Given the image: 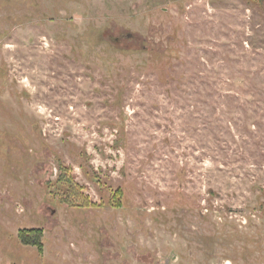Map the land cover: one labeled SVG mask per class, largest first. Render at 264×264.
Returning <instances> with one entry per match:
<instances>
[{
  "label": "rangeland",
  "instance_id": "rangeland-1",
  "mask_svg": "<svg viewBox=\"0 0 264 264\" xmlns=\"http://www.w3.org/2000/svg\"><path fill=\"white\" fill-rule=\"evenodd\" d=\"M0 264H264V0H0Z\"/></svg>",
  "mask_w": 264,
  "mask_h": 264
},
{
  "label": "trees",
  "instance_id": "trees-1",
  "mask_svg": "<svg viewBox=\"0 0 264 264\" xmlns=\"http://www.w3.org/2000/svg\"><path fill=\"white\" fill-rule=\"evenodd\" d=\"M68 185L67 192L74 198L77 191L81 193V186L73 181L71 183L65 182ZM91 205L86 197V202L84 203L85 206ZM18 237L22 244L24 245H32L36 246L39 250L43 249V229L42 228H24L19 231Z\"/></svg>",
  "mask_w": 264,
  "mask_h": 264
}]
</instances>
